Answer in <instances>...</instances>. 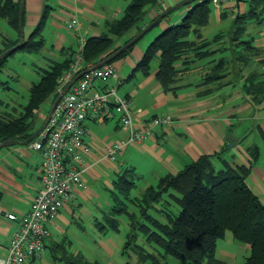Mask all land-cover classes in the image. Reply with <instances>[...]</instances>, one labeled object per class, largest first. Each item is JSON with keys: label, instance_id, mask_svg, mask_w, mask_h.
<instances>
[{"label": "crops", "instance_id": "0c3cea01", "mask_svg": "<svg viewBox=\"0 0 264 264\" xmlns=\"http://www.w3.org/2000/svg\"><path fill=\"white\" fill-rule=\"evenodd\" d=\"M177 1L164 0V3L168 8ZM126 3L119 0H25L24 38L30 36L45 6H49V17L43 30L45 45L50 42L53 50L64 55L55 60H63L80 47L75 32L67 27L70 16L81 20L82 32L87 37L100 35L108 31L111 22L123 16ZM213 3L219 21L230 15L235 23L238 15H247L254 9L251 12L253 17L242 24L246 29L240 39L250 41L251 46L246 63L242 64L236 56L242 43L240 47L232 43L237 25L233 24L234 33L231 35L219 29L209 38L202 33L208 23L201 27L200 38L195 35L191 38L210 42V55L196 58L191 52L186 64L183 60L178 61L176 65L183 71L168 89L156 77L159 56L152 61L148 74L136 70V66L153 38L171 23L168 26L159 24L150 37L139 39L129 53L119 58V62L113 61L117 76L110 78L107 84L118 86L120 94L130 98L138 126L156 115H170L174 121L169 126L158 127L142 142L129 144L117 160L109 158L108 151L124 140L128 132L121 128L116 118L87 122V139L95 148L85 173L87 186L76 188L74 196L47 223L46 247L34 264H69L63 259L69 254H82L88 260L100 261L98 255L101 251L107 256L116 254V249L120 253L121 238L116 236V231H103L97 222L102 221L103 214L105 216L113 204L114 179L127 168L135 169L136 187L137 182H141L139 193L135 195H140L161 177L178 173L202 155H212L218 169L225 161L232 166L244 164L249 167L247 184L264 203V92L254 99L244 81V76L249 73L255 83L264 84V0H213ZM146 9L147 14L141 23L144 27L160 14L158 4ZM184 13L180 14L179 20ZM221 25L217 24V27L221 28ZM135 28L132 35L123 36L118 44L136 36L140 31ZM245 34L247 38H243ZM5 36L13 38L17 33ZM221 59L226 60L227 66L222 82L217 85L215 81L205 82L209 67ZM102 86L104 82H97L90 93ZM51 102L53 104L52 99ZM41 162V153L28 145L13 144L0 149V257L7 254L16 229L15 222L6 216V212L18 214L30 209L32 198L42 186ZM93 228L97 229L98 239H93L94 234L88 232ZM125 242L122 244L123 253L127 252ZM249 254L250 245L236 240L232 232H227L217 242V257L228 264L242 263ZM119 259L130 264L124 256Z\"/></svg>", "mask_w": 264, "mask_h": 264}, {"label": "trees", "instance_id": "16d2710c", "mask_svg": "<svg viewBox=\"0 0 264 264\" xmlns=\"http://www.w3.org/2000/svg\"><path fill=\"white\" fill-rule=\"evenodd\" d=\"M127 1L123 16L111 22L106 33L87 37L82 51L85 68L110 56L134 38L135 36H132L118 44V40L133 27L141 31L144 28L141 23L147 14V5L159 3V0ZM212 1L196 0L186 5L187 10L182 18L170 24L149 44L137 63L136 70L148 74L152 61L159 56L160 64L156 77L162 86L168 89L183 71L176 65L178 61L183 60L186 64L191 52L196 58L210 55V42L195 40L191 36L201 37L200 29L209 21ZM20 2L21 0H0V16L6 18L17 33L13 38L3 36L0 54L18 42ZM251 12H254V9L247 15L236 17L234 24L237 28L233 36V40L239 39L249 49L250 41L240 38L246 29L242 24L253 17ZM48 17L49 6H45L40 21L30 36L24 38L19 48L10 51L1 59L0 75L9 57L18 50L36 52L43 48V30ZM135 44L116 59L124 57ZM75 53L76 51L71 52L63 60H53L48 68H42V77L31 85L27 102L21 104L20 109L13 107L11 111L5 110L6 114L0 115V142L9 139L24 141L34 134L37 112L48 98H52L54 102L58 96L59 79L71 69ZM225 62L224 59L215 62L211 74H206L204 81L208 83L222 79L225 75L220 72L223 65L227 69ZM245 85L254 95V99L264 92L263 83L248 85L245 82ZM0 102L9 104L2 98ZM212 157L202 155L185 165L178 173L167 174L156 184L147 186L140 195L132 194L137 176L134 168H127L114 179L113 204L105 214V220L97 222L98 227L103 231H117L120 229L118 216L126 214L129 219V231L126 233L124 249L132 248L143 264L148 260L149 264L162 263L154 252L148 251L143 244L138 243L139 232L145 236L148 243L158 247L160 256L169 255L178 260H189L194 264H228L217 257V242L224 238L228 231L232 232L236 240L250 245L247 259L242 263L233 264H264V203L247 184L250 168L244 164L232 166L225 161L223 167L218 169ZM165 195L168 199H165ZM163 200H166L170 207H157ZM129 203L139 206L140 218L136 217V212L130 210ZM153 209L159 216L151 212ZM63 259L69 264H103L98 260H88L82 254H69Z\"/></svg>", "mask_w": 264, "mask_h": 264}, {"label": "built area", "instance_id": "2783aa9c", "mask_svg": "<svg viewBox=\"0 0 264 264\" xmlns=\"http://www.w3.org/2000/svg\"><path fill=\"white\" fill-rule=\"evenodd\" d=\"M67 27L75 32L80 47L71 69L59 79V92L85 69L82 51L87 36L82 32L81 20L77 16H70ZM115 76L116 67L107 63L77 79L57 103L46 125L26 144L42 155V186L32 198L28 211L18 214L6 212V216L15 222L16 229L12 233L7 254L0 257V264H34L46 247L49 236L47 223L74 196L76 188L87 186L85 173L89 168L90 156L95 152L94 145L87 139L88 121L116 118L121 128L128 132L124 140L109 149L108 156L112 160H117L129 144L142 142L158 127L173 123L170 115H156L138 126L130 98L120 94L118 86L107 84ZM97 82H104V86L90 93Z\"/></svg>", "mask_w": 264, "mask_h": 264}, {"label": "rangeland", "instance_id": "374dc122", "mask_svg": "<svg viewBox=\"0 0 264 264\" xmlns=\"http://www.w3.org/2000/svg\"><path fill=\"white\" fill-rule=\"evenodd\" d=\"M119 1L128 3L127 0H119ZM181 1H183V0H179V1H177V3L181 2ZM164 4H165L164 0H159L158 5H159V9L161 11L167 9V7H165ZM173 5H175V4H173ZM211 5H212L211 6L212 9H211L210 18H209L208 24L202 28V33L209 38L213 37L216 33H218L220 31L219 29H223V31L224 30L227 31V33H229L228 35L233 34L234 33L233 32V29H234L233 18H231V16L228 15L227 18H223V19H221V21H219L218 17H216V15H215L217 8L214 7L213 1L211 2ZM150 6L152 7L151 4L147 5V8H151ZM186 7L187 6L185 5L183 7H180L178 9L174 10L168 16L163 18L159 22V24H161V26L163 24H166V26H168V24H170V23L171 24L175 23V21L179 20L180 14L182 15V13H184V11L186 10ZM170 16L172 19L170 18ZM159 24L154 26L151 30H149L142 38L145 39V38H148V36L150 37V35L153 34L160 27ZM217 24H222L221 28H218ZM135 29H136L135 27L130 29V31L125 36L128 37V36L132 35L136 31ZM11 33L15 34L13 27L9 24V22L7 21L6 18L0 16V45H2L1 42H2L3 36L11 34ZM47 35H49V34L47 33ZM191 37H194V35H192ZM243 38H247V35L245 34L243 36ZM228 40L229 39H225V41H228ZM232 43L234 46L237 45L240 47L241 41H239V39H236V40H233ZM242 45L243 46L240 47L239 51L238 50L236 51V56L241 60L242 64L243 63L245 64L249 55H250V52H249L250 49H249V47H247V45H245V44H242ZM228 52H230V51H228ZM62 57H64V55L60 54L55 49L53 50L50 42L46 43V45L40 51L27 52L25 50H18L14 55L10 56L7 64L4 66L2 74L0 75V82H4V83H0V98H2L3 101H5L9 104L4 105V104H1V102H0V115L6 114L5 110L11 111L13 107H17L20 109L21 104L25 103L29 97V89H30L31 85L34 82H37L41 79L42 74H43L42 68H48L49 63L51 61H53L55 59H61ZM49 60H50V62H49ZM119 60L120 59L114 60V62H119ZM215 65H216V63H214L211 67H209L206 74H211L212 67ZM225 70H227V69L224 68V65H223L220 73L222 74ZM206 74H205V76H206ZM222 79H217L214 83H216V85H217V84L222 82ZM244 81L248 85L256 84L254 81V78H252V75L249 73L246 76H244ZM51 99L52 98H48L42 104L41 108L37 112V116L35 119V125L36 126L41 125V123L48 116L50 108L52 107ZM7 147H10V145L5 146L2 149H5ZM142 184H143V182H142ZM140 188H141V182H137V187H136V189L133 190L132 194L135 195V194L139 193ZM165 199H168L167 195H165ZM171 203L174 206H176V204L174 202H171ZM157 207L168 208L170 206H168V204H166V200H163L157 204ZM129 208L131 211L136 212L137 218H140V210H139L138 205L133 204V203H129ZM151 212L153 214L159 216V214L154 209L151 210ZM118 218L120 220V229L117 231L113 230V232L116 231V233H115L116 236L121 238L120 239L121 240L120 253L118 252L119 250L116 249L115 250L116 254H114L112 256H107V255H102L103 252L100 250L101 255L100 254L98 255L99 260L102 261L103 264H124L123 260L119 259V258L124 256L126 258V260L130 262V264H143L140 257L138 256V254L132 248H127L126 249L127 252L123 253V250H122L123 245L122 244H123L124 240L126 241V233L129 231V219H128V216L126 214L120 215V216H118ZM104 220L105 219H104V214H103L102 221H104ZM88 230H89L88 232L94 234L93 239L94 238L98 239L96 228L88 229ZM228 233H230V231H228ZM102 236H105V235H102ZM138 243L143 244L148 251L154 252L160 258L162 264H194L193 262H191L189 260H183L182 261V260H178V259L174 258L173 256H169V255L165 256V257L160 256L158 249H157L158 247L156 245L148 243L145 239V236L142 235L140 232H139V237H138ZM149 263H150V260H148L145 264H149Z\"/></svg>", "mask_w": 264, "mask_h": 264}, {"label": "water", "instance_id": "95a60500", "mask_svg": "<svg viewBox=\"0 0 264 264\" xmlns=\"http://www.w3.org/2000/svg\"><path fill=\"white\" fill-rule=\"evenodd\" d=\"M196 0H183L179 3H176L175 5L165 9L159 16H157L151 23H149L147 26H145L134 38H132L129 42H127L126 44H124L123 46H121L120 48H118L116 51H114L110 56L106 57L103 60H99L98 62H96L95 64L89 66L88 68H85L84 70L80 71L79 73H77L69 82L68 84L62 89V91L59 92L58 96L56 97V99L54 100L52 107L49 111V114L47 116V119L45 120V123L39 128L37 129L34 134L32 136H30L28 139L21 141L18 139H9V140H5L0 142V149H2L5 146L8 145H13V144H22V145H26L28 144L31 140H33L36 135L38 134V132L46 125V123L48 122L55 106L57 105V103L60 101V99L63 97V95L71 88V86L77 81V79H79L81 76H83L85 73L89 72L90 70L99 68L107 63L112 62L113 60H115L122 52H124L125 50H127L131 45L135 44L139 39H141L149 30H151L154 26H156L163 18H165L166 16H168L171 12H173L174 10L183 7L185 5L191 4ZM24 3L25 0H21L20 2V13H19V36H18V42L17 44L9 49H6L5 51H3L0 54V61L2 58H4L10 51L17 49L21 46L23 40H24V27H23V10H24Z\"/></svg>", "mask_w": 264, "mask_h": 264}]
</instances>
